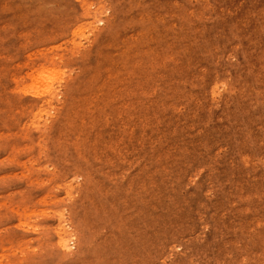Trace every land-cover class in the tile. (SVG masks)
Segmentation results:
<instances>
[{
  "label": "rangeland",
  "instance_id": "rangeland-1",
  "mask_svg": "<svg viewBox=\"0 0 264 264\" xmlns=\"http://www.w3.org/2000/svg\"><path fill=\"white\" fill-rule=\"evenodd\" d=\"M263 64L264 0H0V264H264Z\"/></svg>",
  "mask_w": 264,
  "mask_h": 264
},
{
  "label": "bare ground",
  "instance_id": "bare-ground-1",
  "mask_svg": "<svg viewBox=\"0 0 264 264\" xmlns=\"http://www.w3.org/2000/svg\"><path fill=\"white\" fill-rule=\"evenodd\" d=\"M206 1V0H205ZM100 2V4H101V1H99ZM83 3V2H82ZM99 4V5H100ZM86 5H88L87 4V2H86ZM98 5V6H99ZM209 5H210V3H209ZM101 6V5H100ZM95 7H97V6H95ZM103 7V6H102ZM99 10V9H98ZM190 11V10H189ZM192 11H194L193 9H192ZM93 13V12H92ZM201 13V12H200ZM199 13V14H200ZM192 14H193V12H192ZM210 16V15H209ZM74 31V30H73ZM78 32V31H77ZM72 33H74V32H72ZM76 35H77V33H76ZM73 36H75V34L73 35ZM206 37V36H205ZM74 38L72 37V40H73ZM232 46V45H231ZM206 49V48H205ZM146 50V49H145ZM230 52V51H229ZM158 53V52H157ZM164 54V53H163ZM160 55V54H159ZM166 56V55H165ZM124 58V57H123ZM152 58V57H151ZM171 58V57H170ZM166 59V58H165ZM240 59V58H239ZM151 60V59H150ZM109 61V60H108ZM174 61V60H173ZM155 62V61H154ZM178 63V62H177ZM47 65V64H46ZM162 65V64H161ZM264 65V64H263ZM43 66V65H42ZM45 66V65H44ZM251 66H253V65H251ZM51 67V66H50ZM135 67V66H134ZM42 68V67H41ZM40 68V69H41ZM114 68V67H113ZM128 68V67H127ZM39 69V72L41 71V73H40V75H39V78L38 77H36V78H38V80L37 81H35L36 83L37 82H42L40 85L39 84H35L34 83V86L35 85H37V89H36V91L39 93H37L38 95H40V96H43V97H46L47 96V94H50L51 92H52V90H53V86H54V82L56 81V79L58 78V75L60 74V72L58 71L59 69H58V66L57 67H55V66H53V67H51V68H48V67H43L42 68V70H40ZM251 69V68H250ZM263 69V68H262ZM152 70V69H151ZM57 71L59 72V74L57 73ZM123 72V71H122ZM144 72V71H143ZM170 72V71H169ZM191 72V71H190ZM224 72V71H223ZM260 72V71H259ZM133 73V72H132ZM256 74H258V73H256ZM193 75V74H192ZM174 76V75H173ZM204 76V75H203ZM202 76V77H203ZM150 77H152V76H150ZM149 77V78H150ZM216 77H217V75H216ZM231 77V76H230ZM258 78V77H257ZM198 79V78H197ZM230 79V78H229ZM259 79V78H258ZM33 80V79H32ZM113 80V79H112ZM160 80V79H159ZM239 80V79H238ZM237 80V81H238ZM114 81V80H113ZM213 81V80H212ZM205 82V85H204V87H203V90H202V96H203V99H204V106H205V108L208 110V111H211L212 112V110L214 109L215 110V106H217V104L221 101V100H229V94H226V93H222V91H221V88H222V84H221V81L220 80H216V81H213V82ZM138 82V81H137ZM147 82V81H146ZM232 82V81H231ZM242 82V81H241ZM246 82V81H245ZM229 83V82H228ZM236 83V82H235ZM155 84V83H154ZM224 84V83H223ZM233 84V83H232ZM250 84V83H249ZM28 85V84H27ZM38 85L40 86V88L38 89ZM146 85V84H145ZM225 85V84H224ZM241 85V84H240ZM26 86V85H25ZM28 86H31V84L30 85H28ZM27 86V87H28ZM77 86V85H76ZM133 86V85H132ZM176 86V85H175ZM187 86V85H186ZM201 86V85H200ZM239 86V85H238ZM237 86V87H238ZM26 87V88H27ZM29 89H30V87H28ZM42 88V89H41ZM139 88V87H138ZM225 88V87H224ZM254 88H255V85H254ZM34 89H35V87H34ZM124 89V88H123ZM240 89V88H239ZM256 89V88H255ZM260 89V88H259ZM100 90V89H99ZM251 90V89H250ZM249 90V91H250ZM261 90V89H260ZM158 92V91H157ZM227 92V91H226ZM260 92V91H259ZM235 93H236V91H235ZM255 93V92H254ZM264 93V92H263ZM262 93V94H263ZM103 94V93H102ZM138 94V93H137ZM153 94V93H152ZM242 94H244V93H242ZM248 94V93H247ZM246 94V95H247ZM260 94V93H259ZM258 94V95H259ZM73 95V94H72ZM79 95V94H78ZM104 95V94H103ZM110 95V94H109ZM258 95H256L257 97H258ZM133 96V95H132ZM244 96V95H243ZM251 96V95H250ZM252 96H253V94H252ZM141 97V96H140ZM234 97V96H233ZM242 97V96H241ZM245 97V96H244ZM255 97V96H254ZM139 98V97H138ZM264 98V97H263ZM241 99V98H240ZM250 99V98H249ZM253 99V98H252ZM262 99V98H261ZM75 100V99H74ZM100 100V99H99ZM179 100V99H178ZM233 100V99H232ZM246 100V99H245ZM188 101V100H187ZM192 101V100H191ZM198 101V100H197ZM240 101V100H239ZM241 101H243V100H241ZM260 101V100H259ZM229 102V101H228ZM252 102V101H251ZM154 103V102H153ZM233 103V102H232ZM247 103V102H246ZM262 103H263V101H262ZM262 103H261V105H262ZM145 104V103H144ZM244 104V103H243ZM242 104V105H243ZM221 105V104H220ZM228 106H229V104H228ZM236 106H237V104H236ZM244 106V105H243ZM254 106V105H253ZM90 107V106H89ZM223 107V106H222ZM256 107V106H255ZM218 108H219V106H218ZM229 108V107H228ZM239 108V107H238ZM116 109V108H115ZM248 109H250V108H248ZM253 109V108H252ZM75 110V109H74ZM97 110V109H96ZM217 110V109H216ZM227 110V109H226ZM225 110V111H226ZM42 111V110H41ZM110 111V110H109ZM169 111V110H168ZM190 111V110H189ZM219 111V110H218ZM242 111H244V110H242ZM39 112V111H38ZM99 112V111H98ZM117 112V111H116ZM237 113H238V111H236ZM244 112H246V111H244ZM41 113V112H40ZM37 114H39V113H37ZM94 114V113H93ZM204 114V113H203ZM216 114V113H215ZM214 114V115H215ZM232 114V113H231ZM249 114V113H248ZM255 114V113H254ZM253 114V115H254ZM257 114V113H256ZM69 115V114H68ZM79 115V114H78ZM111 115V114H110ZM212 115V114H211ZM228 115H230V114H228ZM239 115H241V114H239ZM258 115V114H257ZM257 115H256V118H257ZM83 116V115H82ZM205 116V115H204ZM260 116V115H259ZM113 117V116H112ZM211 117V116H210ZM217 117V116H216ZM249 117V116H248ZM100 118V117H99ZM144 118V117H143ZM173 118V117H172ZM212 118V117H211ZM253 118H255V117H253ZM264 118V117H263ZM113 119V118H112ZM227 119H228V117H227ZM259 119V118H258ZM178 120V119H177ZM212 120V119H211ZM131 121V120H130ZM168 121V120H167ZM251 121H253V120H251ZM19 123V122H18ZM62 123V122H61ZM85 123V122H84ZM93 123H96V122H93ZM92 123V124H93ZM163 123V122H162ZM252 123V122H251ZM251 123H248V124H251ZM257 123V122H256ZM170 124V123H169ZM224 124V123H223ZM259 124V123H258ZM262 124V123H261ZM260 125V124H259ZM264 125V124H263ZM76 126V125H75ZM84 126H85V124H84ZM168 126V125H167ZM249 126V125H248ZM47 127V126H46ZM127 127V126H126ZM236 127V126H235ZM73 128V127H72ZM163 128V127H162ZM254 129V128H253ZM61 130V129H60ZM76 130V129H75ZM248 130V129H247ZM256 130V129H255ZM258 130V129H257ZM261 130H262V128H261ZM224 131V130H223ZM253 131V130H252ZM96 132V131H95ZM121 132V131H120ZM156 132V131H155ZM205 132V131H204ZM66 133V132H65ZM194 133V132H193ZM258 133V132H257ZM98 134V133H97ZM243 134V133H242ZM112 135V134H111ZM240 135V134H239ZM85 136V135H84ZM184 137V136H183ZM210 137V136H209ZM243 137V136H242ZM241 137V138H242ZM262 137H263V135H262ZM84 138V137H83ZM82 138V139H83ZM245 138V137H244ZM259 138V137H258ZM197 139V138H196ZM213 139V138H212ZM87 140V139H86ZM263 141H264V139H263ZM185 142V141H184ZM252 142V141H251ZM211 143V142H210ZM214 143V142H213ZM248 143V142H247ZM253 143V142H252ZM257 144V143H256ZM261 144V143H260ZM232 146H234L233 144H231ZM230 145V146H231ZM248 145V144H247ZM250 145V144H249ZM260 146V145H259ZM244 147V146H243ZM248 147V146H247ZM247 147H246V149H247ZM253 147V146H252ZM262 147H264V146H262ZM129 148V147H128ZM146 148V147H145ZM149 148V147H148ZM212 148V147H211ZM213 148H214V146H213ZM258 148V147H257ZM230 149V148H229ZM253 149V148H252ZM259 149H260V147H259ZM234 150V149H233ZM244 150V149H243ZM248 150V149H247ZM263 150V149H262ZM151 151V150H150ZM230 151V150H229ZM235 151H236V149H235ZM258 151V150H257ZM260 151V150H259ZM135 152V151H134ZM232 152V151H231ZM256 152V151H255ZM141 153V152H140ZM245 153H246V151H245ZM244 153V154H245ZM252 154V153H251ZM133 155V154H132ZM241 156V155H240ZM130 157V156H129ZM248 157V156H247ZM263 157V156H262ZM189 158V157H188ZM240 158V157H239ZM264 158V157H263ZM119 159V158H118ZM236 159V158H235ZM233 161H234V159H233ZM181 163V162H180ZM244 163V162H243ZM118 165V164H117ZM156 165H158V164H156ZM227 165V164H226ZM234 165H236V164H234ZM261 165V164H260ZM237 166V165H236ZM239 166V165H238ZM145 167V166H144ZM228 167V166H227ZM92 168V167H91ZM133 168V167H132ZM142 168V167H141ZM248 168V167H247ZM264 168V167H263ZM237 170V169H236ZM253 170V169H252ZM233 171V170H232ZM81 172V171H80ZM96 172V171H95ZM216 172V171H215ZM236 172H238V171H236ZM247 172H250V171H247ZM263 172V171H262ZM161 173V172H160ZM224 173V172H223ZM251 173H252V171H251ZM67 174V173H66ZM237 174V173H236ZM253 174V173H252ZM238 175V174H237ZM247 175V174H246ZM260 175V174H259ZM72 176V175H71ZM239 176V175H238ZM251 176V175H250ZM226 177V176H225ZM229 177V176H228ZM232 177V176H231ZM231 177L229 178V179H231ZM248 177V176H247ZM246 177V179H247V181H248V178ZM140 178V177H139ZM234 178V177H233ZM148 179V178H147ZM240 179V178H239ZM61 180V179H60ZM150 180V179H149ZM236 180V179H235ZM242 181V180H241ZM251 181V180H250ZM250 181H248V182H250ZM205 182V181H204ZM254 182V181H253ZM258 182V181H257ZM262 182H263V180H262ZM230 183V182H229ZM206 184V183H205ZM217 184V183H216ZM223 184V183H222ZM228 184V183H227ZM235 184V183H234ZM107 185V184H106ZM246 185V184H245ZM248 185V184H247ZM246 185V186H247ZM250 186H251V184H249ZM66 186V185H65ZM206 186V185H205ZM256 186V185H255ZM264 186V185H263ZM262 186V187H263ZM86 187V186H85ZM226 188H227V186H225ZM225 187H223V188H225ZM258 187V186H257ZM100 188V187H99ZM225 188V189H226ZM234 188V187H233ZM205 189V188H204ZM228 189V188H227ZM251 189V188H250ZM236 190H237V188H236ZM235 190V191H236ZM253 190H255V189H253ZM252 190V191H253ZM169 191V190H168ZM171 191V190H170ZM203 191V190H202ZM264 191V190H263ZM262 191V192H263ZM116 192V191H115ZM126 192V191H125ZM204 192H206V191H204ZM221 192V191H220ZM231 192H232V190H231ZM93 193V192H92ZM255 194H257L256 192H254ZM259 193V192H258ZM119 194V193H118ZM61 195V194H60ZM223 195V194H222ZM81 196V195H80ZM95 196V195H94ZM124 196V195H123ZM234 196V195H233ZM251 196V195H250ZM86 197V196H85ZM195 197V196H194ZM197 197V196H196ZM254 197V196H253ZM257 197V196H256ZM106 198V197H105ZM218 198V197H217ZM234 198V197H233ZM263 198V197H262ZM91 199V198H90ZM129 199H131V197L129 198ZM219 199V198H218ZM218 199H217V201H218ZM258 199V198H257ZM212 200V199H211ZM240 200V199H239ZM255 200V199H254ZM141 201V200H140ZM194 201H195V199H194ZM224 201V200H223ZM231 201V200H230ZM257 201V200H256ZM104 202V201H103ZM121 202V201H120ZM221 202H222V200H221ZM96 203V202H95ZM133 203V202H132ZM183 203V202H182ZM186 203V202H185ZM188 203V202H187ZM192 203V202H191ZM214 203V202H213ZM224 203V202H223ZM251 202L249 201V204H250ZM258 203V202H257ZM146 204V203H145ZM159 204V203H158ZM209 204H210V201H209ZM221 204V203H220ZM247 204V203H246ZM256 204V203H255ZM212 205V204H211ZM259 205H260V203H259ZM84 206V205H83ZM95 206V205H94ZM100 206V205H99ZM182 206V205H181ZM209 206V205H208ZM217 206H219V205H217ZM216 206V207H217ZM224 206V205H223ZM226 206V205H225ZM230 206V205H229ZM163 207V206H162ZM37 208V207H36ZM223 208V207H222ZM89 210V209H88ZM147 210V209H146ZM222 210V209H221ZM73 211V210H72ZM170 211V210H169ZM218 211V210H217ZM102 212H104V211H102ZM162 212V211H161ZM174 212V211H173ZM176 212V211H175ZM208 212V211H207ZM216 212V211H215ZM184 213V212H183ZM188 213V212H187ZM217 213V212H216ZM229 213V212H228ZM89 214V213H88ZM101 215V214H100ZM67 216V215H66ZM64 216L62 215V218H63ZM217 217V216H216ZM52 218H54V217H52ZM56 218V217H55ZM98 218V217H97ZM166 218V217H165ZM97 220V219H96ZM196 220V219H195ZM160 221V220H159ZM165 221V220H164ZM176 221V220H175ZM193 221V220H192ZM237 221V220H236ZM215 222V221H214ZM196 223V222H195ZM108 224V223H107ZM106 224V225H107ZM164 224V223H163ZM217 224V223H216ZM221 224V223H220ZM181 225V224H180ZM192 225V224H191ZM196 225V224H195ZM199 225V224H198ZM108 226V225H107ZM216 226V225H215ZM220 226V225H219ZM64 227H67V226H64ZM92 227V226H91ZM169 228V227H168ZM197 228V227H196ZM198 228H200V227H198ZM22 229V228H21ZM64 229V228H63ZM230 229V228H229ZM151 230H153V229H151ZM183 230V229H182ZM61 231V230H60ZM59 231V232H60ZM65 232L67 231V230H64ZM105 231V230H104ZM176 231V230H175ZM211 231V230H210ZM215 231H216V228H215ZM68 235H67V237L66 236H64L63 238H61V240H63V242H65L64 244L66 245V246H68L69 244H68V242L71 240V239H73L75 236H73L72 237V233H71V229H70V231H67L66 232ZM75 233V232H74ZM118 233V232H117ZM141 233V232H140ZM145 233V232H144ZM211 233V232H210ZM255 233V232H254ZM168 234V233H167ZM140 235V234H139ZM230 235V234H229ZM60 236V235H59ZM214 236V235H213ZM256 236V235H255ZM66 237V238H65ZM118 237V236H117ZM210 237H211V235H210ZM119 238V237H118ZM153 238V237H152ZM151 238V239H152ZM156 238V237H155ZM206 238V237H205ZM209 238V237H208ZM213 239V238H212ZM245 240V239H244ZM56 241V240H55ZM75 241V240H74ZM124 241V240H123ZM218 241V240H217ZM216 241V242H217ZM151 242V241H150ZM154 242V241H153ZM209 242H211V241H209ZM216 242H214L213 241V243H216ZM136 243V242H135ZM142 243V242H141ZM207 243V242H206ZM226 243H227V241H226ZM113 244V243H112ZM205 244V243H204ZM203 244V245H204ZM212 244V243H211ZM217 244V243H216ZM216 244L214 245V246H216ZM190 245H192V244H189V246ZM217 245H219V244H217ZM226 245V244H225ZM141 246H142V244H141ZM193 246V245H192ZM192 246H191V248H192ZM238 246V245H237ZM106 247V246H105ZM166 247V246H165ZM209 247V246H208ZM251 247V246H250ZM131 248V247H130ZM158 248V247H157ZM214 248V247H213ZM225 248V247H224ZM102 249V248H101ZM152 249V248H151ZM188 249H189V247H188ZM187 249V250H188ZM200 249V248H199ZM198 249V250H199ZM203 249V248H202ZM201 249V250H202ZM215 249H216V247H215ZM82 250V249H81ZM147 250H148V248H147ZM208 250V249H207ZM84 251V250H83ZM117 251V250H116ZM140 251V250H139ZM150 251V250H149ZM175 251V250H174ZM189 251H190V249H189ZM204 252H205V250H203ZM212 251V250H211ZM253 251V250H252ZM138 252V251H137ZM151 252V251H150ZM201 251L199 250V252H197V253H200ZM210 252V251H209ZM213 252V251H212ZM139 253V252H138ZM186 253H188V251L186 252ZM216 253V252H215ZM230 253V252H229ZM228 253V254H229ZM203 254V253H202ZM123 255V254H122ZM139 255V254H138ZM169 255V254H168ZM194 255V254H193ZM212 255H213V253H212ZM211 255V256H212ZM223 256H224V254H222ZM159 256V255H158ZM176 256V255H175ZM197 257H198V255H196ZM219 256V255H218ZM252 256V255H251ZM257 256V255H256ZM150 257V256H149ZM186 257H188V256H186ZM220 257V256H219ZM232 257V256H231ZM194 258V257H193ZM204 258H206V256L204 257ZM210 258V257H209ZM224 258V257H223ZM79 259V258H78ZM197 259V258H196ZM216 259V258H215ZM214 259V260H215ZM220 259V258H219ZM74 260V259H73ZM91 260V259H90ZM204 260H206V259H204ZM221 260V259H220ZM108 261V260H107ZM201 261H202V259H201ZM211 261V260H210ZM209 261V262H210ZM231 261H233V260H231ZM136 262V261H135ZM250 262V261H249ZM206 263V262H205ZM207 263H208V260H207ZM245 263V262H244ZM125 264V263H124ZM199 264V263H198ZM217 264V263H216ZM220 264H221V262H220ZM226 264V263H225ZM229 264V263H228Z\"/></svg>",
  "mask_w": 264,
  "mask_h": 264
}]
</instances>
